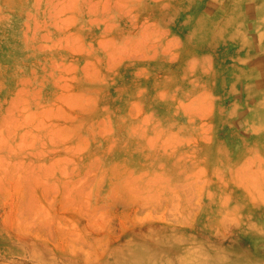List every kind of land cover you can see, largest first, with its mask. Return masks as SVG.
<instances>
[{
	"label": "rangeland",
	"instance_id": "1",
	"mask_svg": "<svg viewBox=\"0 0 264 264\" xmlns=\"http://www.w3.org/2000/svg\"><path fill=\"white\" fill-rule=\"evenodd\" d=\"M263 20L0 0V264H264Z\"/></svg>",
	"mask_w": 264,
	"mask_h": 264
},
{
	"label": "bare ground",
	"instance_id": "2",
	"mask_svg": "<svg viewBox=\"0 0 264 264\" xmlns=\"http://www.w3.org/2000/svg\"><path fill=\"white\" fill-rule=\"evenodd\" d=\"M262 1V0H261ZM259 3H261V2H259ZM259 3H258V5H259ZM260 6V5H259ZM262 15V14H261ZM259 20V19H258ZM245 21V20H244ZM247 21V20H246ZM264 21V20H263ZM258 24H260V23H258ZM261 27H263V26H261ZM259 29V28H258ZM257 31V30H256ZM229 38V37H228ZM236 38V37H235ZM245 39V38H244ZM239 41V40H238ZM235 42H237V41H235ZM240 43V42H239ZM261 46V45H260ZM261 47H263V46H261ZM245 48H247V47H245ZM261 51V50H260ZM238 59V58H237ZM245 81V80H244ZM250 82H252V81H250ZM250 86V85H249ZM249 88V87H248ZM161 253V252H160ZM155 255L153 254V253H151V252H146V253H144V257L143 258H137L136 256H135V254H132V253H128L124 258H125V260H123L124 261V264H155V263H153L154 261H152V259H154L153 257H154ZM182 259H183V257L182 256H180L179 257V262L182 264ZM164 262H165V260H164ZM203 263H207V262H203ZM194 264H201V262H198V263H195L194 262Z\"/></svg>",
	"mask_w": 264,
	"mask_h": 264
}]
</instances>
